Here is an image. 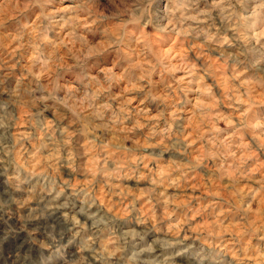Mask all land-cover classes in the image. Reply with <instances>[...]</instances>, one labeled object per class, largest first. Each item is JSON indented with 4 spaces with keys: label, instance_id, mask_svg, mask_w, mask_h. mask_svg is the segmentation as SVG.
Instances as JSON below:
<instances>
[{
    "label": "clouds",
    "instance_id": "obj_1",
    "mask_svg": "<svg viewBox=\"0 0 264 264\" xmlns=\"http://www.w3.org/2000/svg\"><path fill=\"white\" fill-rule=\"evenodd\" d=\"M0 264H264V0H0Z\"/></svg>",
    "mask_w": 264,
    "mask_h": 264
}]
</instances>
